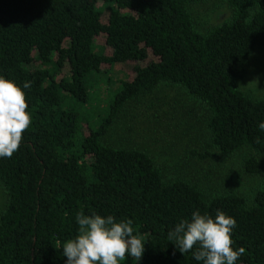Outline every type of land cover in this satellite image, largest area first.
Listing matches in <instances>:
<instances>
[{
	"label": "trees",
	"instance_id": "obj_1",
	"mask_svg": "<svg viewBox=\"0 0 264 264\" xmlns=\"http://www.w3.org/2000/svg\"><path fill=\"white\" fill-rule=\"evenodd\" d=\"M204 1L0 0V75L22 88L32 82L23 89L32 123L19 150L0 158V264H66L62 246L78 234V212L133 221L145 251L120 264H203L180 253L168 232L193 212L218 210L237 222L233 248L245 253L235 264H264V185L249 198L208 179L168 177L146 151L105 140L129 103L168 82L205 109L210 142L194 156L248 147L264 157V96L237 87L255 49L264 50V0H225L230 16L201 31L191 6ZM100 2L110 9L106 21ZM100 35L111 54L97 49ZM137 61L148 62L134 66L107 116L90 126L76 108L90 100L89 77L105 64ZM262 166L254 154L244 160L247 173Z\"/></svg>",
	"mask_w": 264,
	"mask_h": 264
},
{
	"label": "rangeland",
	"instance_id": "obj_2",
	"mask_svg": "<svg viewBox=\"0 0 264 264\" xmlns=\"http://www.w3.org/2000/svg\"><path fill=\"white\" fill-rule=\"evenodd\" d=\"M103 9V20L109 16V7L99 3ZM196 25L201 31L214 26L230 16L225 0H208L191 6ZM96 47L111 54L106 36L96 38ZM151 58H154L152 55ZM148 61L105 64L102 71L89 77L90 100L86 105L77 104L80 117L92 127L109 112V102L122 86V82L134 76L136 64ZM39 67L37 62L29 64ZM246 77L237 87L252 98L264 96V50L258 47L246 65ZM68 68L65 75H68ZM68 101V99H67ZM205 109L178 85L161 83L152 93L145 94L136 102L129 103L110 127L105 140L118 147H135L149 153L168 177L208 179L220 190H233L252 197L264 185V157L248 147L232 155H223L209 148L212 156L200 159L192 149L205 150L210 142L206 128ZM86 124L84 128L87 130ZM257 156L263 166L257 174L244 170V160L249 155ZM7 204V194L0 186V214Z\"/></svg>",
	"mask_w": 264,
	"mask_h": 264
},
{
	"label": "clouds",
	"instance_id": "obj_3",
	"mask_svg": "<svg viewBox=\"0 0 264 264\" xmlns=\"http://www.w3.org/2000/svg\"><path fill=\"white\" fill-rule=\"evenodd\" d=\"M31 85L26 81L22 88L0 75V158H11L19 150L23 133L32 123L23 90ZM259 129L264 130V122ZM76 222L78 234L62 246L66 264H120L129 256L136 262L142 259L145 241L134 234L131 219L117 221L112 215L78 212ZM236 223L223 211L218 210L215 217L196 211L190 219L180 220L168 232V239L180 253L191 251L194 259L203 264H235L245 253L243 247L233 248Z\"/></svg>",
	"mask_w": 264,
	"mask_h": 264
}]
</instances>
